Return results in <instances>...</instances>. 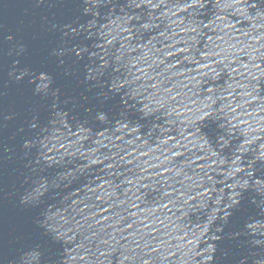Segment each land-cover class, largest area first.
<instances>
[{"label": "water", "instance_id": "water-1", "mask_svg": "<svg viewBox=\"0 0 264 264\" xmlns=\"http://www.w3.org/2000/svg\"><path fill=\"white\" fill-rule=\"evenodd\" d=\"M0 264H264V0H0Z\"/></svg>", "mask_w": 264, "mask_h": 264}]
</instances>
